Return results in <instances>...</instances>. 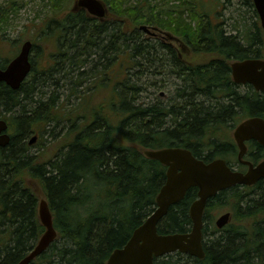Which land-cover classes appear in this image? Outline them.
<instances>
[{
  "label": "trees",
  "instance_id": "trees-1",
  "mask_svg": "<svg viewBox=\"0 0 264 264\" xmlns=\"http://www.w3.org/2000/svg\"><path fill=\"white\" fill-rule=\"evenodd\" d=\"M39 1L46 11L42 39L51 37L56 52L48 55V67L44 52L38 58L34 54L31 71L17 89L0 82V118L7 120L11 136L0 147V264L19 262L43 233L37 217L39 195L48 201L57 236L29 264H107L111 252L123 246L154 209L165 181L166 166L148 157L146 149L185 147L204 161L217 156L229 161L237 153L230 129L250 115L264 117V90L236 85L230 67L232 61L264 58V27L258 24L251 0L246 2L255 21L237 22L230 31L217 20V5L207 6L205 0L161 5L152 0H103L104 21L84 8L68 10L71 0ZM11 2L9 10L14 7ZM7 7H0V39L10 12ZM140 24L170 32L189 50L178 57L167 37L143 38ZM40 38H34L32 51L39 48ZM156 51L169 56L179 82L173 84L175 96L170 102L149 105L139 101L140 88L130 83L128 70L139 65L137 57L154 63ZM92 55L105 64L103 68L88 70L85 60ZM59 56L67 60L64 69L56 67ZM11 57L0 53V68ZM111 65L116 68L109 69ZM116 70L122 75L112 73L114 78H109ZM56 73L94 80L92 88L77 95L79 103L70 114L56 109L62 93L58 88L67 86L71 93L80 81L58 84ZM49 85L57 88L45 96ZM94 86L110 90L107 95L97 92L94 98ZM87 96L97 104H88L84 111ZM58 116L71 123L51 156L52 146L43 149L41 138L29 144V135L46 131L50 122L58 126ZM33 146L42 149L31 153ZM248 149L251 161L264 158V148L256 141L248 142ZM255 184L232 186L209 197L203 215L204 258L176 251L154 258V264H264V180ZM197 190L190 188L169 207L159 233L190 230L188 208ZM224 210H232L231 223L219 230L212 214ZM236 219L251 220L250 230L238 228Z\"/></svg>",
  "mask_w": 264,
  "mask_h": 264
},
{
  "label": "water",
  "instance_id": "water-1",
  "mask_svg": "<svg viewBox=\"0 0 264 264\" xmlns=\"http://www.w3.org/2000/svg\"><path fill=\"white\" fill-rule=\"evenodd\" d=\"M252 1L264 27V0ZM73 3L75 8L84 7L92 15L104 17L107 14L106 3L102 0H74ZM140 28L149 31L144 24ZM32 46L31 40L23 41L17 54L6 67L0 68V81H4L12 89L19 87L32 67L30 61ZM230 67L235 84H251L254 90L259 92L264 90V58L248 57L236 60ZM232 134L239 149L238 161L248 164L245 172L233 170L225 159L220 157L204 162L185 147L169 146L144 151L147 156L166 166V178L155 197L154 209L132 231L126 243L111 252L106 260L107 264H154V257L174 251L203 258L202 217L209 197L231 186L252 185L264 178V160L254 165L253 162L243 159L247 152L246 141L255 140L264 147V117L251 116L240 121ZM10 137L7 120L0 118V147L7 144ZM36 138V135L32 136L29 143H34ZM195 186L198 187L197 197L188 208L191 229L184 233H159V222L167 214L169 207L181 201L186 191ZM38 205V217L45 230L29 254L16 264H29L33 258L43 253L57 235L47 200L41 198ZM229 218V212L219 215L215 220L217 227L226 225L230 221Z\"/></svg>",
  "mask_w": 264,
  "mask_h": 264
},
{
  "label": "rangeland",
  "instance_id": "rangeland-1",
  "mask_svg": "<svg viewBox=\"0 0 264 264\" xmlns=\"http://www.w3.org/2000/svg\"><path fill=\"white\" fill-rule=\"evenodd\" d=\"M10 1H12L11 4H13L14 7H12L9 10V6L7 7V5L10 4ZM205 1H206L207 6H210L213 4L217 5V10L219 12L217 20L223 22V26L226 31H230L233 25L235 23L237 24V22H246V23L251 24L253 21H255V17L253 16V12H252V7L247 5L246 0H205ZM152 2L158 3L159 5H161L163 3H175L177 2V0H152ZM69 3L70 5L68 7V10L80 9L78 7L75 8V3H73V0H71ZM0 7H7L6 9L10 11L7 16L8 18L7 25H5L3 29L4 39H0V42L3 45V49L0 51V53L5 56H12L13 54H16L20 44L23 42L24 39H30L32 40L33 44H35L34 38L41 36L40 41L37 43L39 45V48H35V51H33V55L35 54L36 57L38 58L39 55L44 52L46 59H47L44 63L46 67H48V65L50 64L48 63V60H49L48 55L50 53L56 52L55 51L56 47H54L55 44L51 37L47 36L44 39H42V37L45 36L43 33H41V31L43 27L44 14L46 13V11L42 7L41 2L39 0H0ZM105 17L104 18L97 17V18L104 21ZM259 23L260 21L258 20V24ZM141 33L143 35V38L144 37L148 38L151 36V34L146 33L144 30H142ZM154 39H155V35L150 37L151 41H153ZM165 40L169 41L170 43L172 41L170 39H165ZM158 48L159 47L157 45V49ZM162 52H163L162 55H159L157 51L155 52L156 56L154 58L155 59L154 63H151L148 60H145L143 58L137 57L136 60H137V63H139V65H133V68H131V70H128L130 72L129 73L130 83H135L136 85L139 86L140 91L138 92L139 94L137 96H139L140 102H145L144 104H149V105L151 103L152 104H156V103L167 104V102H170V100H172V98L175 96L173 84H176V86H178L179 81H176L175 78L173 77L174 74L172 73L171 67L168 64L170 61L169 56L165 53V51H162ZM95 56L92 55L90 57L92 61L89 58L88 60H85L87 61L86 65H89L88 70H90V68H94V71H95L96 66L103 68V66L105 65L102 62H98ZM64 58L65 56H62V58H60L59 56V58L56 59L57 69H60V68L64 69L65 65H67V62H66L67 60H64ZM126 60L128 63L131 62L128 60V58ZM118 61L120 62L121 60L118 59ZM97 63H100V64H97ZM112 65L109 66V69L116 68V66H112ZM70 66L71 68H73L72 72L74 71V73H77L78 69L75 68V65L71 64ZM112 73H114V75L117 78H119V76L122 75V71L120 72V70H116V71L110 72L109 78H114ZM60 75L61 74H58V73L54 75V79L58 81V84L59 83H62V84L70 83L72 82V80H75V79L78 80V81L76 80V82L80 81L79 76L76 77L77 76L76 74L74 75L69 74L68 76H71V77H67V78L63 76L60 77ZM93 81H94L93 78L88 76L84 81H80L78 84L73 85L77 89L71 93L68 92L67 86H63V85L61 87L59 86L58 91L62 93L60 95L61 97H59L58 99L56 109L64 110L65 114L66 112L68 114L69 112L71 113L73 112V110H76L74 108H77V104L79 103V97H77V95L79 93L80 94L83 93L84 89H86L87 87L92 88ZM155 82L156 84L154 85ZM56 88L57 86L54 87L53 85H49V87L45 89V91L47 92L45 96H47L50 93V91H55ZM244 89L245 88L243 87L240 88V90L242 91H244ZM109 90H110L109 87L106 89H103L100 86L96 87V90L94 91L92 97L95 98L96 97L95 95L97 92H100L101 94L104 93L105 95H107ZM125 92H127V95L131 93L129 88H126ZM67 94L68 96H66ZM129 96L131 97V95ZM90 103L97 104L95 103V99L89 101V97L87 96L83 103L84 111H85V107ZM10 114H12V112ZM58 119H60L58 121L59 122L58 126H54L55 122H50L46 126V131H42L39 134L35 133L38 135L39 139L41 138V142L44 144L43 145L44 147L40 146L39 148L38 146H33L30 149L31 153H38L40 149L42 148L44 149L46 146H50V147L52 146L51 148L48 149L49 150L48 154H50L51 156L54 152L57 151V149L59 148L58 146L59 142L57 141L63 138V135L66 133L68 129L67 127L71 123L69 120H66V118H63V117L61 118L58 116ZM231 130L232 129H230V132ZM52 131H54V133ZM32 135H34V133H31L29 137L31 138ZM231 160H234V156ZM234 163L236 162L234 161ZM219 213L213 212L212 214L213 220L218 217ZM234 223L238 228L247 227V230H250V226L252 224L251 220H247V219L243 221H239V222L237 220V221H234Z\"/></svg>",
  "mask_w": 264,
  "mask_h": 264
},
{
  "label": "flooded vegetation",
  "instance_id": "flooded-vegetation-1",
  "mask_svg": "<svg viewBox=\"0 0 264 264\" xmlns=\"http://www.w3.org/2000/svg\"><path fill=\"white\" fill-rule=\"evenodd\" d=\"M256 11V10H255ZM256 19V18H255ZM177 45V44H176ZM176 45H172L170 44L169 46L173 47L174 49L178 50L177 54H178V57L180 58H183L182 55L183 53H185V50H188L187 46L184 45L183 47H180L179 44L176 46ZM179 46V48H178ZM235 169H237L238 171H241V170H245L246 169V165L245 164H242L240 165V163H236V165L234 166ZM264 180V178H262ZM261 180V179H259ZM258 182V181H257Z\"/></svg>",
  "mask_w": 264,
  "mask_h": 264
},
{
  "label": "bare ground",
  "instance_id": "bare-ground-1",
  "mask_svg": "<svg viewBox=\"0 0 264 264\" xmlns=\"http://www.w3.org/2000/svg\"><path fill=\"white\" fill-rule=\"evenodd\" d=\"M78 8H80V7H78ZM81 8H84V7H81ZM80 8V9H81ZM85 10H86V12L89 14V12L87 11V9L86 8H84ZM256 9V8H255ZM257 12V11H256ZM90 15H92V14H90ZM92 16H96V17H98V18H104V17H100V16H98V15H96V14H93ZM32 45H33V42H32ZM1 82V81H0ZM3 147V146H2Z\"/></svg>",
  "mask_w": 264,
  "mask_h": 264
}]
</instances>
